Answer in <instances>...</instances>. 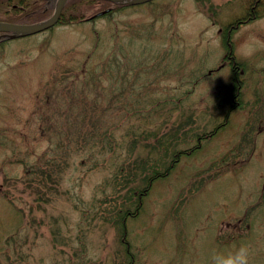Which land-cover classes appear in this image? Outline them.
I'll use <instances>...</instances> for the list:
<instances>
[{
  "label": "rangeland",
  "instance_id": "374dc122",
  "mask_svg": "<svg viewBox=\"0 0 264 264\" xmlns=\"http://www.w3.org/2000/svg\"><path fill=\"white\" fill-rule=\"evenodd\" d=\"M211 2L216 23L202 1L153 0L0 42V264H214L242 246L264 264V16L233 34L244 106L156 180L125 235L90 220L109 169L80 160L99 129L223 120L222 26L251 0Z\"/></svg>",
  "mask_w": 264,
  "mask_h": 264
},
{
  "label": "trees",
  "instance_id": "16d2710c",
  "mask_svg": "<svg viewBox=\"0 0 264 264\" xmlns=\"http://www.w3.org/2000/svg\"><path fill=\"white\" fill-rule=\"evenodd\" d=\"M198 1H202L206 10L213 16V22L216 23L214 2ZM126 6L128 5L115 4L108 0H69L63 8L58 23L81 22L107 8L109 9L103 14H111ZM96 7L98 8L94 12ZM52 10L53 0H0V19L12 22L37 21L50 15ZM90 11H93L92 14L89 13ZM262 16H264V0H251L244 15L222 26L224 32L222 43L226 49L224 61L231 66L232 84L224 118L212 129L197 131L194 118L192 115H187L182 120L174 121L165 131L159 127H144L142 130L131 127L123 135L122 141L116 134L118 125L115 123L93 134L89 152L83 155L80 163L84 164L87 159L90 161V169L108 168L109 175L98 187L103 197H98L96 194L90 202L91 221L98 219L109 223L121 228L125 235L128 218L139 215L145 198L156 180L170 175L184 155H193L199 151L204 141L212 138L228 123L231 111L244 106L245 80L241 76V71L245 69V64L235 54L233 34L241 24ZM91 81L99 83V80ZM97 86L101 87V85ZM192 138L195 142L191 146L184 148L178 146ZM120 147H125V152L119 151ZM83 211L87 213V210Z\"/></svg>",
  "mask_w": 264,
  "mask_h": 264
},
{
  "label": "water",
  "instance_id": "95a60500",
  "mask_svg": "<svg viewBox=\"0 0 264 264\" xmlns=\"http://www.w3.org/2000/svg\"><path fill=\"white\" fill-rule=\"evenodd\" d=\"M68 0H56L53 13L41 20L35 22H10L0 21V32H3L1 36L4 37H17L28 35L42 31L46 28L53 26L60 19L62 10ZM118 4H139L150 0H109Z\"/></svg>",
  "mask_w": 264,
  "mask_h": 264
},
{
  "label": "clouds",
  "instance_id": "9594fccd",
  "mask_svg": "<svg viewBox=\"0 0 264 264\" xmlns=\"http://www.w3.org/2000/svg\"><path fill=\"white\" fill-rule=\"evenodd\" d=\"M214 264H249V252L246 247H240L230 253L225 259L221 256H214Z\"/></svg>",
  "mask_w": 264,
  "mask_h": 264
}]
</instances>
